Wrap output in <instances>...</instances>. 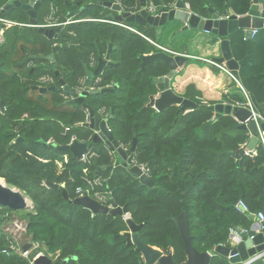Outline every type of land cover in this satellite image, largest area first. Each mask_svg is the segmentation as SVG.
<instances>
[{"label":"trees","instance_id":"obj_1","mask_svg":"<svg viewBox=\"0 0 264 264\" xmlns=\"http://www.w3.org/2000/svg\"><path fill=\"white\" fill-rule=\"evenodd\" d=\"M78 1L83 9L56 39L49 40L35 27L14 25L0 47V101L6 108L0 112V178L34 204L33 210L22 212L29 240L40 243L57 261L67 259L65 264H141V253L127 243L125 233L130 229L123 215L95 214L74 202L80 196L78 189L83 188L95 199L97 192L108 191L109 202L127 206L130 217L142 225V240L165 253L172 250L175 264L187 259L176 222L184 211L193 245L213 254L209 264H232L215 249L230 245L231 228L250 230L258 212L264 211L263 143L254 152L241 154L250 139L248 130L240 128L232 115L218 117L209 107L213 103L202 101L201 91L193 85L182 96L196 103L195 107L170 105L162 111L145 107L150 96L159 92L154 78L166 75L170 66L163 60L143 65V55L161 51L160 45L184 51L187 39L186 32L175 33L177 28L165 27L158 34L138 23H114L108 17L112 10L102 5L120 2L135 10L137 0H45L37 11L38 24L44 23L51 6L61 19ZM184 1L203 17L210 16V10L225 17L230 10L245 15L253 5V0ZM10 2L0 0V11ZM259 2L264 16V0ZM3 16L29 24L28 11L19 6L9 7ZM228 38L234 58L248 59L240 66V81L264 119V28L252 38L243 29ZM56 43L61 45L55 54L58 68L73 89L83 85L86 68L94 70L113 43L111 60L117 65L105 66L94 80L95 88L110 86L113 91L90 94L86 104L101 116L102 111L107 115L112 110L108 123L123 147L129 149L137 137L135 160L147 168L154 187L142 184L121 163L109 168L114 157L104 143L92 142L94 132L86 125V106L68 104V95L59 87L43 95L35 88L46 85L39 80L44 76H53L52 85H59L49 61L41 59ZM238 90L224 95L226 102L245 104L246 97ZM73 139L88 143L85 160L63 149ZM96 178L102 185L91 189L88 181ZM241 203L245 210L239 208ZM12 212L18 211L0 206V225ZM11 242L0 230V264H29L21 256L4 252ZM249 264H264V257Z\"/></svg>","mask_w":264,"mask_h":264},{"label":"water","instance_id":"obj_2","mask_svg":"<svg viewBox=\"0 0 264 264\" xmlns=\"http://www.w3.org/2000/svg\"><path fill=\"white\" fill-rule=\"evenodd\" d=\"M44 1L45 0H26L25 2L23 0H12L11 3L7 4L0 11V16L11 6L22 7L24 10L28 11L30 16L28 26L35 27L47 38L54 39L61 32V25L50 28L38 24L37 11ZM102 5L117 12V14L112 12L108 14L109 18L115 20V23H138L142 25L146 31L155 30L158 34H160L165 27L168 29L177 28L175 31L176 34L192 32L191 37H186L187 41L191 39L204 41L203 35L211 34L212 38L209 39L207 44L210 46H218L221 52V56H215L213 60L219 64L224 63L237 79H240V66L248 62V59L244 58L243 60H237L234 58L228 38L229 35L238 29H243L245 30L247 38H251L254 29L264 28V16L263 12L260 10L259 0H253V5L247 14L238 15L230 10L228 17H222L213 10H210V16L203 17L193 12L190 5L184 0H173L171 2H164L163 0H137L134 6L135 10L126 9L120 2L108 1L103 2ZM78 6H80V1L71 6L72 11L64 17V22H67L80 13L83 8H78ZM59 48L60 45H55L49 55L41 56V59H46L51 62L50 69L55 70V74L58 77L61 73L56 69L57 62L55 54ZM112 50L113 43H110L107 55L99 59L96 68L94 70L86 68V82L82 90L78 91L72 89L66 84L63 77L60 79L61 85L59 89L63 93L71 96L67 101L68 104L77 103L87 107L88 121L86 125L94 132L92 142L104 143L116 160L109 168H113L115 165L121 163L124 167L130 169L133 175L138 177L142 184L148 187H154L155 183L153 179L145 172L143 165L138 164L135 160L137 137L135 136L129 149L123 147L115 139L108 123L109 119L113 116L112 110H109L106 116H101L97 115L95 111L86 104V97L90 94H95L100 91H113L111 87L102 89L94 87L95 78L102 72L105 66L117 65L116 62L111 60ZM80 55L83 58V54L80 53ZM35 57L36 56H33V58ZM142 58L143 65L163 60L170 66V70L166 75L154 78L159 92L156 95L150 96V100L145 107H153L157 111H162L170 105H179L183 109L196 106V103L177 93L171 83L180 72L179 68L183 67L188 61L186 48L182 54L178 55H172L161 50L156 53L145 54ZM28 59L29 57H26L20 64L26 63ZM35 88L39 90L40 95H43L46 91L55 89L56 86L50 88L38 86ZM209 107L217 112L218 117L223 114L232 115L240 123V128L250 130L251 135L246 147L250 151L256 149L260 142L259 129L264 131V121L258 124L253 118L254 113L252 109L242 105L225 103L211 104ZM5 110L4 101L1 100L0 112L4 113ZM63 149H70L75 156L82 158L83 155L88 152L89 145L87 142L75 140L71 145L64 146ZM245 152L246 149L242 150L241 154ZM117 159H120V161H117ZM50 186L59 187L58 184H50ZM62 186L64 187L65 184ZM63 193L65 198H69L66 189L63 190ZM74 202L83 205L95 214L110 213L116 216L128 212L127 206H120L113 201V207L109 209L108 206L101 204L98 200L87 194L77 197ZM0 206L18 212L34 209L32 200L17 187L9 185L4 178H0ZM239 208L245 210L244 204L241 203ZM126 222L130 229L125 233L127 243L129 245H135L136 249L141 253V264H175L172 250L169 253H165L161 248L145 243L140 236V228L142 225L135 223L131 217L127 218ZM176 222L181 231L187 254V259L183 264H209L213 254L210 251L200 252L193 245L192 236L189 231L187 212H182L176 218ZM237 229L240 231V228ZM29 247L30 244H26L23 248L27 250ZM215 253L228 257L232 264H249L258 259V257L264 256V221L260 224L256 222L248 232H242L241 240L238 243H230L229 246H217ZM67 261V259L63 262L53 261L51 256L44 254L36 258L34 264H65Z\"/></svg>","mask_w":264,"mask_h":264},{"label":"crops","instance_id":"obj_3","mask_svg":"<svg viewBox=\"0 0 264 264\" xmlns=\"http://www.w3.org/2000/svg\"><path fill=\"white\" fill-rule=\"evenodd\" d=\"M259 5H260V10L262 11L263 5L260 2ZM52 16L57 18V15L55 13ZM203 38L205 39L204 41L191 39L186 42L185 48L187 50L188 61L183 67L179 68L180 72L171 81V83L174 86L177 93L181 95L186 91L189 85H193L197 90L201 91L202 96L200 98L204 102H211L213 104L225 103V104L235 105L233 103L226 102L227 99L224 98V95L231 96L238 93L239 85L234 80V78L231 77L225 70L216 67L208 63L207 61L203 60L207 58L213 59L215 56H221V52L220 49H218V46H210L207 44V42H209V39L212 38V35L205 34L203 35ZM160 46L178 54H182L184 52L182 51V49L179 50V52L174 51L168 45H160ZM223 65L225 64L223 63ZM248 132L251 135L250 130H248ZM246 145H245V149L247 153L255 151V150L253 151L248 150ZM255 223L256 220L253 224Z\"/></svg>","mask_w":264,"mask_h":264},{"label":"built area","instance_id":"obj_4","mask_svg":"<svg viewBox=\"0 0 264 264\" xmlns=\"http://www.w3.org/2000/svg\"><path fill=\"white\" fill-rule=\"evenodd\" d=\"M49 22H47V25H49V26L57 25V23L56 24L55 23L50 24ZM119 24L123 25L122 23H119ZM8 25H11V26H14V25L26 26L27 25L28 26V24L15 22L13 20H10V19L4 17L3 15L0 16V47L6 42V32H7V26ZM43 26H46V25H43ZM130 29H132V28H130ZM257 31H258V29L253 30L252 37L257 33ZM159 47L162 50H164V51H166L172 55H178V53H175L169 49L163 48L161 46H159ZM203 60L207 61L208 63H210L216 67H219V68L225 70L231 77H233L234 80L238 83L239 88L242 90V92L244 93V95L246 97V103L241 104V105L249 107L250 109L253 110V113H254L253 118L258 122V124H260L259 123L260 121H264L262 116L255 112L254 107L252 105V102L249 98V95H248L247 91L245 90L244 86L242 85L240 79H237L234 76V74L231 72V70H229L227 68L226 65L219 64L218 62H216L213 59L207 58V59H203ZM85 81H83V85L78 88V91H80L84 88ZM108 87H110V86H108ZM97 89H101V88H97ZM101 113H102V116H106V115H103V111ZM259 137H260V141L264 145V131H262L261 129H259ZM72 141H74V139ZM82 159H84V160L86 159V154L83 155ZM143 168H144L145 172L148 174L147 168L145 166H143ZM88 182H89L91 189H94L97 185H102L100 178H96L93 181L89 180ZM78 192H80V196H83L86 194L90 196V194H89L90 190L85 191L83 188H79ZM111 198H112L111 194L108 191H106L105 193H99V192L96 193V200H98L101 204L108 206L109 209H111L113 207V201L109 202V200H111ZM123 216L125 219H127L130 217V214H129V212H127V213H124ZM263 221H264V211H259L257 216H256V222L258 224H260ZM248 231H249L248 229L240 228V231H239L236 227L231 228L230 229V243H238L241 240V233L242 232H248ZM25 232H27V225L25 228ZM25 244H30V247L27 250H24V248H23ZM4 252L7 253L8 255L12 254V255L21 256V257L27 259L29 264H34L35 259L41 255H44V254L51 256L53 261H57L56 258L54 257V255L46 253L45 247L41 246L40 243L33 242L29 239L25 243H23L22 245H18L14 241L11 242L9 248L5 249Z\"/></svg>","mask_w":264,"mask_h":264},{"label":"rangeland","instance_id":"obj_5","mask_svg":"<svg viewBox=\"0 0 264 264\" xmlns=\"http://www.w3.org/2000/svg\"><path fill=\"white\" fill-rule=\"evenodd\" d=\"M49 21H50L49 23L51 24V23L58 22L59 20L57 18L52 17V18H49ZM10 28H12V26L8 25L7 32ZM191 35H192V32H186L185 37H191ZM31 207H32V204H31ZM22 212H12L8 214L4 222L0 225V230L4 231L18 245H22L29 239V236L25 232L27 222L24 219Z\"/></svg>","mask_w":264,"mask_h":264},{"label":"flooded vegetation","instance_id":"obj_6","mask_svg":"<svg viewBox=\"0 0 264 264\" xmlns=\"http://www.w3.org/2000/svg\"><path fill=\"white\" fill-rule=\"evenodd\" d=\"M24 1V0H23ZM11 2H12V0H11ZM10 2V3H11ZM26 2V1H25ZM80 6H78V8H79ZM112 10V9H111ZM57 11V8H55L54 6H51V10H50V13H48V15H46L45 16V20H44V23L43 24H40V25H46L47 27H50V28H55V27H57V26H59V25H61V32L58 34V36L57 37H59V35H61L63 32H64V29H65V27H66V25H67V23H69V22H71L72 21V19H70V20H68L67 22H64V17H66V16H64V17H62L61 19H59L58 17H57V19L59 20L58 22H55V24L57 23V25H51V26H49V25H47V22H49V18H52L53 16V14L55 13ZM72 10H71V8H70V12H71ZM112 12L114 13V14H117V12H115V11H113L112 10ZM55 18V17H54ZM75 22H79V20H75ZM31 27V26H30ZM71 33V32H70ZM45 36V35H44ZM56 37V38H57ZM56 38H54V39H56ZM49 39V38H48ZM49 40H53V39H49ZM55 45H60V44H58V43H56V44H54L53 45V47L55 46ZM60 47H61V45H60ZM53 49V48H52ZM30 58H32V57H30L29 56V59ZM28 59V60H29ZM48 61V60H47ZM28 62V61H27ZM57 62V61H56ZM30 65H32V63H30ZM29 65V66H30ZM50 65H51V62L49 61V65H48V67H49V69H50ZM91 65H93V62L91 63ZM57 70H59V68H58V63H57V68H56ZM51 70V69H50ZM52 71H54V73H55V70H52ZM60 71V70H59ZM60 73H61V71H60ZM55 76H56V74H55ZM57 78H59V85L57 86V85H52L54 82H55V79H54V77L53 76H44V77H41L39 80L43 83V84H46V85H41L42 87H44V86H46V87H48V88H50V87H52V86H56V88H58V87H60V85H61V83H60V79H61V77H62V73H61V75L58 77V76H56ZM86 82V81H85ZM73 89V88H72ZM74 90H78V88H75ZM68 95V98L70 99L71 98V96L69 95V94H67Z\"/></svg>","mask_w":264,"mask_h":264}]
</instances>
